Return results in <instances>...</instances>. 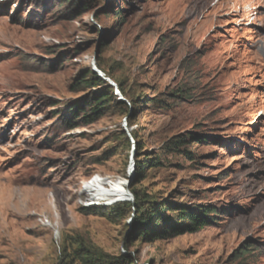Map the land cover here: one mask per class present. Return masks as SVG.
Here are the masks:
<instances>
[{"label":"rangeland","instance_id":"1","mask_svg":"<svg viewBox=\"0 0 264 264\" xmlns=\"http://www.w3.org/2000/svg\"><path fill=\"white\" fill-rule=\"evenodd\" d=\"M115 178L124 201L88 190ZM79 248L264 264V0H0V264Z\"/></svg>","mask_w":264,"mask_h":264},{"label":"trees","instance_id":"2","mask_svg":"<svg viewBox=\"0 0 264 264\" xmlns=\"http://www.w3.org/2000/svg\"><path fill=\"white\" fill-rule=\"evenodd\" d=\"M70 2V1H68ZM119 16V14H117ZM92 80L91 81H84L87 84H90L91 87L93 88H99V87H103L106 85V88H110L109 86H107V83L105 81H103V79L98 76L97 73L92 72ZM83 82V81H82ZM109 94L107 92H105L104 90L100 91L98 94H96L91 102L88 104L89 106H91V111L88 115H83V120L85 121V123H91L92 121L96 120L101 113L99 112L102 107L109 103ZM79 111L83 112V108H77L76 107V112L79 113ZM73 117H77V114H73ZM69 125V122L67 123ZM185 143V141H178L176 142V147L180 148L183 146V144ZM158 162L156 161L155 163H153L151 166H155L157 165ZM134 198L136 199V195L133 193ZM200 214L198 216H194L193 214H184L181 213L180 215H182V219H184L185 221H188V224L184 225L183 228L181 229H174V235L178 236L184 233H192L195 232L198 228L207 225V221L205 219H207L212 213H215V209L214 208H209V209H202L199 211ZM202 216V217H201ZM77 259L83 263V264H122L119 263V261L117 259H113V258H101V256L99 258H96L95 256H93L88 250H85V248H79L77 250Z\"/></svg>","mask_w":264,"mask_h":264},{"label":"bare ground","instance_id":"3","mask_svg":"<svg viewBox=\"0 0 264 264\" xmlns=\"http://www.w3.org/2000/svg\"><path fill=\"white\" fill-rule=\"evenodd\" d=\"M96 183L89 185L88 190L96 193V196L101 198H108L115 201L126 200L128 194L125 182L119 178L111 179L108 181L97 182L99 180L95 179ZM97 190V191H94ZM98 192L100 194H98ZM107 201V200H106Z\"/></svg>","mask_w":264,"mask_h":264}]
</instances>
